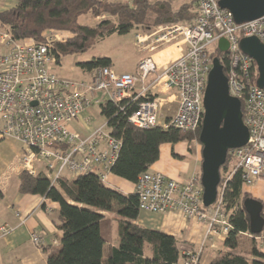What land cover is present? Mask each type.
Returning a JSON list of instances; mask_svg holds the SVG:
<instances>
[{"label": "built area", "instance_id": "1", "mask_svg": "<svg viewBox=\"0 0 264 264\" xmlns=\"http://www.w3.org/2000/svg\"><path fill=\"white\" fill-rule=\"evenodd\" d=\"M220 0H196V17L189 23L158 26L152 32L135 35V46L155 52L175 45L178 56L158 63L152 55L141 59L133 74H116L99 68L86 80H69L55 73L56 58L52 43L62 37L46 35L44 43L14 41L0 32V138L13 137L24 145L23 169L35 174L33 164L41 163L50 181L55 183L64 170L74 176L96 173L106 182L117 158L120 144L106 128H97L87 137L70 130V124L90 106L104 99L114 103L127 100L126 107L136 106L127 121L138 129H176L195 133L203 118V95L212 59L221 39L228 42L227 70L229 95L241 102L243 122L249 138L245 146L230 150L234 168L218 188L216 202L203 206L200 175L179 182L147 171L134 184L141 212L166 214L177 212L186 219L208 224V233L226 237L232 229L221 210L222 190L237 171L244 187H251L264 177V87L256 85L255 62L243 54L239 42L255 37L264 45V16L237 25L230 12L219 6ZM168 25H172L168 27ZM164 50H160L162 53ZM219 51V50H218ZM220 52V51H219ZM221 53V52H220ZM176 103V112L166 120L162 111ZM121 111L125 107H120ZM125 114V111H124ZM161 119V120H160ZM9 231L0 226V234ZM38 246L40 237L30 236ZM183 264H199L200 251L184 249Z\"/></svg>", "mask_w": 264, "mask_h": 264}, {"label": "trees", "instance_id": "2", "mask_svg": "<svg viewBox=\"0 0 264 264\" xmlns=\"http://www.w3.org/2000/svg\"><path fill=\"white\" fill-rule=\"evenodd\" d=\"M14 1V6L0 11V32L8 34L14 41L36 44L44 43L50 33L67 35L51 45L56 68L62 57L83 54L98 41L112 35H126L133 28L149 32L158 26L187 23L196 17V0L178 8H174L170 0ZM81 17L96 21L93 25L81 24ZM210 57L219 58L226 73L227 54L215 50ZM77 66L85 73H92L99 68H110L111 60L98 57L77 63ZM127 102L116 104L105 99L98 107L109 136L120 144L110 173L135 184L138 177L158 160L161 145L194 139L176 129H138L132 126L127 116L136 106L126 107ZM120 107H125V114ZM200 130L201 127L193 133L197 141ZM231 163L227 155L220 168L219 186L225 179L222 172L223 176L229 174ZM18 180L22 194L38 195L57 205L56 223L62 235L59 247L46 251L47 264H183L184 256L174 237L133 224L140 213L134 192L124 193L109 186L96 173L77 175L72 179L60 177L52 184L46 173L22 171ZM243 187L241 173L237 171L222 190L221 210L232 229L224 239V251L216 252L210 264H264V249L255 239L264 234V229L261 234H250L249 216L243 208V201L251 196ZM113 221L117 223V240L114 246L108 247L104 259V245L109 240L105 229L111 230ZM242 234L253 238L248 251L238 250ZM146 247L150 255L145 254Z\"/></svg>", "mask_w": 264, "mask_h": 264}, {"label": "crops", "instance_id": "3", "mask_svg": "<svg viewBox=\"0 0 264 264\" xmlns=\"http://www.w3.org/2000/svg\"><path fill=\"white\" fill-rule=\"evenodd\" d=\"M173 1L179 2L176 8L190 3V0ZM10 2L11 6L15 5V1ZM194 9L196 10V6ZM140 32L136 28L135 35ZM164 52L154 54L152 57L161 64L166 59H173L172 57L178 56L175 45L167 46ZM4 53L5 49L0 45V56ZM136 54L135 66L131 74L135 72L138 62L147 56L144 51H138L137 49ZM110 69L112 70V61ZM81 74L80 78L84 80L88 79L90 75V73L83 71H81ZM98 98L102 101L105 100L104 95L103 97L99 95ZM92 106L85 109L70 124V130L82 138L89 136L97 128H106L105 122L98 126L94 124L96 116H93ZM176 108V103L167 106L162 111L160 118L162 120L168 119L176 112ZM23 151L24 145L19 139L13 137L0 138V226L9 228L7 234H0V264H47L46 251L52 249V247H59L62 235L57 229V205L47 201L44 197L22 194L19 191L18 176L22 171H25L21 163ZM200 166L201 147L197 142H179L161 145L158 160L150 166L149 171L160 173L172 180L185 182L192 176L200 175ZM33 167L35 173H46L41 163L37 161L34 162ZM61 177L68 178L65 175ZM103 183L115 187L124 193L134 192V184L116 178L111 173L108 175L107 181ZM243 190L252 199L261 203L264 216V177L251 187H243ZM112 224L111 230L108 229L107 231L105 229V232L109 235V240H106L107 247L110 245L114 246L117 240V223L113 221ZM133 224L142 229L155 230L174 237L179 243L178 249L180 251L184 249L200 251V264H210L216 252L224 251L223 243L225 237L218 234L217 229L215 233H208V224L196 219H186L177 212L161 215L140 211ZM32 234L40 237V245L35 246L31 242L30 236ZM241 237L238 250L242 252L248 251L253 238L249 234H242ZM255 239L257 244L264 249V234L255 237ZM145 254L150 255L147 247Z\"/></svg>", "mask_w": 264, "mask_h": 264}, {"label": "water", "instance_id": "4", "mask_svg": "<svg viewBox=\"0 0 264 264\" xmlns=\"http://www.w3.org/2000/svg\"><path fill=\"white\" fill-rule=\"evenodd\" d=\"M219 6L230 12L235 24L251 22L264 16V0H220ZM241 52L256 64V85L264 87V45L255 37L239 42ZM228 42L221 39L218 50L226 53ZM203 118L198 143L201 145L200 183L203 188V206L211 207L217 200L220 168L228 152L246 145L249 133L243 122L241 102L228 92V81L219 58H213L203 95ZM243 208L249 216L250 234L263 232L264 218L259 201L248 198Z\"/></svg>", "mask_w": 264, "mask_h": 264}, {"label": "rangeland", "instance_id": "5", "mask_svg": "<svg viewBox=\"0 0 264 264\" xmlns=\"http://www.w3.org/2000/svg\"><path fill=\"white\" fill-rule=\"evenodd\" d=\"M10 1H14V0H10ZM9 0H0V11L4 10V8H8L11 6V2ZM110 1H118V0H110ZM121 0H119L120 2ZM165 1H169V0H165ZM172 3L174 2L173 0ZM192 0H190L189 2H191ZM194 2V1H193ZM192 3V2H191ZM179 5V2H174L173 6L176 8ZM195 5V4H194ZM105 17V16H102ZM194 18V17H193ZM96 21L93 20L92 18L89 17H81L80 18V23L81 24H88V25H93L94 22ZM190 22V21H188ZM187 22V23H188ZM181 23H177L175 25H179ZM165 25H162L161 29H164L166 27H164ZM172 25H168V27H170ZM157 28V27H156ZM155 29H152L149 32L155 31ZM137 30L146 33L147 31H143L141 28H138ZM135 31L136 29L133 28L128 34L126 35H112L108 38H105L101 41H99L93 48H91L89 51L83 53V54H78V55H69V56H65L61 58V63L59 66H57V68H55V73L58 76L64 77L66 79L69 80H77L78 78H80L81 74V69L77 66V63H81V62H88L94 58H98V57H107L110 58L112 61V70L113 72H115L116 74L118 73H122V72H128V73H132L134 70V64H135V57H137L136 54V49L138 51H140L138 49V47L135 48ZM57 36L60 37H66L67 35L65 34H61V33H57ZM56 41V38H54ZM134 43V45H133ZM165 48L167 47H162L160 48V50H165ZM160 50H156L154 53L153 52H144L147 56L150 55H154L159 53ZM162 53H165L164 51ZM171 53V52H170ZM161 54V53H160ZM174 58V57H172ZM78 80H84V79H78ZM92 110L94 111L93 116L95 117V121L94 124L95 125H100V124H104L105 120L102 116H100L99 114V107L98 105L92 106L91 107ZM188 135L192 136V138L197 142V144L201 147V145L198 143L197 140H195L196 138H194V134L193 133H187ZM232 162V161H231ZM232 167L231 170L234 168V164L233 162L231 163ZM62 175L67 176L69 179H72L74 177V175L70 174L69 172H67L66 170H64L62 172ZM223 172H222V178H224L225 176H223ZM228 175V174H227ZM226 175V176H227ZM115 217V216H114ZM242 239V237H239V242ZM107 245H104V250H103V256L104 259L106 257V252H107Z\"/></svg>", "mask_w": 264, "mask_h": 264}, {"label": "clouds", "instance_id": "6", "mask_svg": "<svg viewBox=\"0 0 264 264\" xmlns=\"http://www.w3.org/2000/svg\"><path fill=\"white\" fill-rule=\"evenodd\" d=\"M219 187V186H218Z\"/></svg>", "mask_w": 264, "mask_h": 264}]
</instances>
